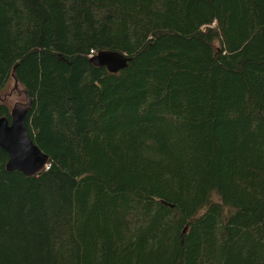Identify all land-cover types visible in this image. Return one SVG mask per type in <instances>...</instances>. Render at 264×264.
I'll use <instances>...</instances> for the list:
<instances>
[{
	"label": "trees",
	"instance_id": "trees-1",
	"mask_svg": "<svg viewBox=\"0 0 264 264\" xmlns=\"http://www.w3.org/2000/svg\"><path fill=\"white\" fill-rule=\"evenodd\" d=\"M12 79L49 160L0 148V264H264V0H0Z\"/></svg>",
	"mask_w": 264,
	"mask_h": 264
},
{
	"label": "water",
	"instance_id": "water-1",
	"mask_svg": "<svg viewBox=\"0 0 264 264\" xmlns=\"http://www.w3.org/2000/svg\"><path fill=\"white\" fill-rule=\"evenodd\" d=\"M131 57L119 52H100L91 58L96 64L107 66L110 72H118L127 67ZM19 93L25 94V102L17 101L11 108V118L0 117V148L8 154L7 169L19 170L26 175L34 176L41 172L48 164L49 157L34 142L28 126V114L33 99L28 92L19 87Z\"/></svg>",
	"mask_w": 264,
	"mask_h": 264
},
{
	"label": "rangeland",
	"instance_id": "rangeland-1",
	"mask_svg": "<svg viewBox=\"0 0 264 264\" xmlns=\"http://www.w3.org/2000/svg\"><path fill=\"white\" fill-rule=\"evenodd\" d=\"M94 55V52L92 53ZM23 89V87L19 86ZM2 99L6 101L10 108L13 107L14 103L17 101L25 102V94H19L18 90L15 88V81L12 79L7 86V88L2 93ZM217 198V195H216Z\"/></svg>",
	"mask_w": 264,
	"mask_h": 264
},
{
	"label": "bare ground",
	"instance_id": "bare-ground-1",
	"mask_svg": "<svg viewBox=\"0 0 264 264\" xmlns=\"http://www.w3.org/2000/svg\"><path fill=\"white\" fill-rule=\"evenodd\" d=\"M93 52V51H92ZM108 52H110V51H108Z\"/></svg>",
	"mask_w": 264,
	"mask_h": 264
},
{
	"label": "built area",
	"instance_id": "built-area-1",
	"mask_svg": "<svg viewBox=\"0 0 264 264\" xmlns=\"http://www.w3.org/2000/svg\"><path fill=\"white\" fill-rule=\"evenodd\" d=\"M91 56H93V55H91Z\"/></svg>",
	"mask_w": 264,
	"mask_h": 264
},
{
	"label": "flooded vegetation",
	"instance_id": "flooded-vegetation-1",
	"mask_svg": "<svg viewBox=\"0 0 264 264\" xmlns=\"http://www.w3.org/2000/svg\"><path fill=\"white\" fill-rule=\"evenodd\" d=\"M19 94H21V93H19Z\"/></svg>",
	"mask_w": 264,
	"mask_h": 264
}]
</instances>
